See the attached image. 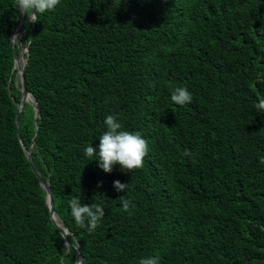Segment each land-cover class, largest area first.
I'll return each mask as SVG.
<instances>
[{
    "label": "trees",
    "instance_id": "1",
    "mask_svg": "<svg viewBox=\"0 0 264 264\" xmlns=\"http://www.w3.org/2000/svg\"><path fill=\"white\" fill-rule=\"evenodd\" d=\"M20 3L24 27L31 0H0V264H75L16 134ZM33 7L18 132L83 264H264V0Z\"/></svg>",
    "mask_w": 264,
    "mask_h": 264
},
{
    "label": "water",
    "instance_id": "2",
    "mask_svg": "<svg viewBox=\"0 0 264 264\" xmlns=\"http://www.w3.org/2000/svg\"><path fill=\"white\" fill-rule=\"evenodd\" d=\"M19 1V0H18ZM20 8H21V20L20 23L17 27V29L15 30L13 36H12V43H13V51H14V64H15V68L17 69V75L19 78V84H20V100L16 105V116H15V127L17 129V137L19 140V143L22 147V150L26 156V159L29 162V165L31 167L32 172L37 176L40 186L41 188L45 191V198H46V204L48 207V211H49V217L51 220V223L53 224V226L57 229V231L60 233V235L62 236L63 240H64V244L66 245L67 248L72 249L75 252L76 255V260H75V264H83V258L82 255L80 254L79 251V244L78 242L75 241L74 244H71V242L68 239V236L71 235V232L63 227L61 225V222L59 220V217L57 216V214L54 211V201H53V196H52V192H51V188L49 183L43 181V179L40 177L38 171L36 170L31 157H30V149H27L22 142L21 136L18 132V124H19V115L25 105V103H32L34 105H36V101L35 98L31 95V93L27 90L26 88V83H25V78H24V68L26 65V52L28 49V45L23 47L21 45V36H23L26 32V28L28 27L29 24H33L34 20H35V13H34V7H33V0H31V6H30V14L29 17L27 19V22L25 24V26L23 27L25 18H26V10H25V6L23 4L20 3ZM23 28V30L21 31V29ZM34 111H35V118L34 120L36 121L37 118L39 117V111L38 108L35 106L34 107ZM34 142V139L32 140L30 147L32 146Z\"/></svg>",
    "mask_w": 264,
    "mask_h": 264
}]
</instances>
